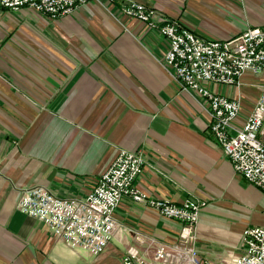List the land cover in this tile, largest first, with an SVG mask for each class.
Returning a JSON list of instances; mask_svg holds the SVG:
<instances>
[{
    "label": "crops",
    "instance_id": "1",
    "mask_svg": "<svg viewBox=\"0 0 264 264\" xmlns=\"http://www.w3.org/2000/svg\"><path fill=\"white\" fill-rule=\"evenodd\" d=\"M129 1L156 11L157 26L124 15ZM175 20L206 40L264 27V0H91L50 17L0 6V264H122L127 247L151 257L176 243L182 224L123 195L104 251L93 255L56 239L17 207L34 185L84 197L118 150L142 151L135 186L148 198L203 201L194 225L200 256L230 264L243 231L262 223L264 192L237 173L210 130L206 104L163 65ZM240 86L205 82L249 113L264 72Z\"/></svg>",
    "mask_w": 264,
    "mask_h": 264
},
{
    "label": "built area",
    "instance_id": "2",
    "mask_svg": "<svg viewBox=\"0 0 264 264\" xmlns=\"http://www.w3.org/2000/svg\"><path fill=\"white\" fill-rule=\"evenodd\" d=\"M91 0H0V6L17 9L27 6L50 17L66 13ZM113 1V0H108ZM121 12L150 27L157 26L156 11L144 4L129 1ZM168 40L163 65L171 71L183 90L200 96L210 117V130L234 170L264 192V83L253 108L241 117L237 98L210 91L205 82L240 86L246 72H264V27H248L226 40H206L182 27L175 20L158 26ZM145 163L140 150H118L107 169L97 178L84 197H62L44 186L22 189L17 207L45 223L56 239L72 248L93 255L105 250L118 223L114 210L123 195L144 201L158 215L183 226L176 243L156 242L151 257L129 246L122 264H220L200 256L194 246V225L203 201L190 198L174 203L167 199L148 198L135 186V179ZM243 252L230 264H264V214L262 223L243 231Z\"/></svg>",
    "mask_w": 264,
    "mask_h": 264
},
{
    "label": "rangeland",
    "instance_id": "3",
    "mask_svg": "<svg viewBox=\"0 0 264 264\" xmlns=\"http://www.w3.org/2000/svg\"><path fill=\"white\" fill-rule=\"evenodd\" d=\"M262 73V72H261Z\"/></svg>",
    "mask_w": 264,
    "mask_h": 264
}]
</instances>
